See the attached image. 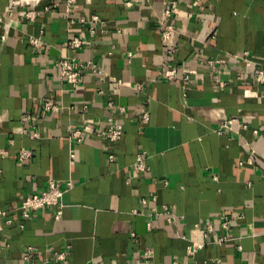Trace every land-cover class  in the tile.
Here are the masks:
<instances>
[{"label":"crops","instance_id":"obj_1","mask_svg":"<svg viewBox=\"0 0 264 264\" xmlns=\"http://www.w3.org/2000/svg\"><path fill=\"white\" fill-rule=\"evenodd\" d=\"M171 1L0 0V264H28L29 247V261L57 250L64 264H145L148 249L153 264H264V84L252 80L264 67V0H173L170 55L160 18ZM62 58L98 71L73 87ZM163 62L203 78L167 80ZM230 119L234 130H217ZM110 122L123 127L118 141L98 135ZM21 148L32 156L20 160ZM50 181L65 189L61 204L23 217L16 205ZM163 206L170 214L153 216ZM191 242L204 246L188 255Z\"/></svg>","mask_w":264,"mask_h":264},{"label":"built area","instance_id":"obj_2","mask_svg":"<svg viewBox=\"0 0 264 264\" xmlns=\"http://www.w3.org/2000/svg\"><path fill=\"white\" fill-rule=\"evenodd\" d=\"M124 5L131 6L134 4H137L139 0H121ZM174 6L173 0L170 2V4L164 9L162 12V17L160 18V23L163 26L162 30V40L164 45L166 46V50L168 54L172 55V52L175 50L173 43L170 41L171 33L173 31V25L171 23L167 22V18L171 15V9ZM34 13L33 10L29 11L27 13V16H31ZM93 23L99 24L101 22L100 19L97 17H93L92 20ZM95 26V24H94ZM98 27V26H97ZM97 27H91L89 32L92 34L95 31V28ZM32 42L35 44L40 43L39 39L33 38ZM82 41L74 37L70 40V46L72 48H80L82 46ZM245 60H247V53H243L240 55ZM172 60V57L170 56V59ZM212 68H214V71L217 75L221 73L222 70V64L223 60L221 58L218 59H211L207 61ZM56 68L58 71V75L61 79L66 80L68 83H70L73 87L78 86L80 82V76L81 74L86 71H92L97 72V67L92 61H76L74 59H68V58H62L59 59L56 63ZM161 73L167 80H173L175 78H181L183 81H190L193 79H202L203 76L201 73L192 70L188 67H184L182 69H179L175 64L163 62L160 65ZM252 80L255 81L258 84H264V67L258 68L255 71H252ZM218 83L220 86H223L224 83L221 80H218ZM111 87H119L121 85V81L112 79L109 83ZM141 88V85L136 86V91H138ZM112 105V103H109ZM45 108L50 111H57L58 105L52 102H46ZM119 111H124V106H118ZM142 120L147 121L148 120V114L147 112H144L142 115ZM236 123V119H230L227 121H224L221 123V125L218 127V131L220 132H231L234 130L233 124ZM242 126V125H241ZM86 131H89V129L86 127ZM254 133H257V130H253ZM83 131L80 129H75L71 132L70 136L74 138L76 141H81L84 137L82 134ZM123 134V127L119 122H110L108 127L101 129L98 131V135H100L102 138L106 139L109 142H115L118 141ZM250 153L248 157V162H253V157ZM32 156V152L29 149L21 148L18 151V158L20 160L28 159ZM109 159H113V155H109ZM149 170V167L146 163V158L143 154L138 153L135 156V161L133 165V171L136 172L138 175H144ZM128 181V179H127ZM67 185L70 186V182H67ZM65 192V189H63L60 184L56 181H50L48 184V187L46 190L40 192V193H31L28 195H25L16 205V209L20 211L21 215L25 218H28L35 213H37L40 209L44 208L45 206L50 205H60L62 196ZM152 200H155V197H152ZM143 203H146V199H142ZM1 213H4L3 211H0ZM162 214H170V211L166 206H163V209L161 211L154 210L153 216H160ZM220 224L224 228H229V218L228 215H222L220 217ZM9 222V220H8ZM148 227H150V224H147ZM211 226L209 225V228ZM227 240V237L222 236L217 238V243H223ZM204 246V243H198V242H191L186 247V253L193 254L198 249L202 248ZM34 252L32 247L27 248L24 254V260L25 262L28 261V264H64V261L66 259V251H51V253L47 254L45 256V259H43L40 262H37L35 260L29 261L31 254ZM152 251L151 249H148L144 252V260L145 264H153L152 259ZM208 264V263H206Z\"/></svg>","mask_w":264,"mask_h":264},{"label":"bare ground","instance_id":"obj_3","mask_svg":"<svg viewBox=\"0 0 264 264\" xmlns=\"http://www.w3.org/2000/svg\"><path fill=\"white\" fill-rule=\"evenodd\" d=\"M31 1V0H30ZM35 1V0H34Z\"/></svg>","mask_w":264,"mask_h":264},{"label":"rangeland","instance_id":"obj_4","mask_svg":"<svg viewBox=\"0 0 264 264\" xmlns=\"http://www.w3.org/2000/svg\"><path fill=\"white\" fill-rule=\"evenodd\" d=\"M14 2V1H13Z\"/></svg>","mask_w":264,"mask_h":264}]
</instances>
